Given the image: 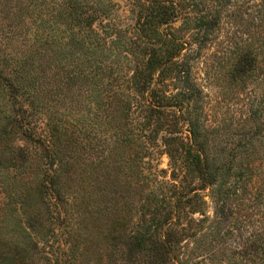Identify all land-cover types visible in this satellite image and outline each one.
<instances>
[{"label":"trees","instance_id":"trees-1","mask_svg":"<svg viewBox=\"0 0 264 264\" xmlns=\"http://www.w3.org/2000/svg\"><path fill=\"white\" fill-rule=\"evenodd\" d=\"M195 1L0 0V192L38 183L50 221L33 194L15 226L47 260L46 228L57 264L100 242L106 264H264V0ZM223 25L218 75L254 86L238 135L193 73Z\"/></svg>","mask_w":264,"mask_h":264},{"label":"rangeland","instance_id":"rangeland-1","mask_svg":"<svg viewBox=\"0 0 264 264\" xmlns=\"http://www.w3.org/2000/svg\"><path fill=\"white\" fill-rule=\"evenodd\" d=\"M118 3V13L121 17L125 19H129L130 13H128L129 0H116ZM186 2H191L195 4V0H186ZM190 3V4H191ZM187 9L191 8V5H186ZM4 22H0V53L4 49L5 36L8 35L9 32L2 31L1 27L4 26ZM232 33L231 27L229 25H223L219 30L217 40H215L214 44H212L208 49H205L201 57L198 58L197 62L194 64V79L196 83L202 89L203 96V111L206 114L207 123L211 125L220 124L222 133H236V135L240 134L241 131V123L248 113V105L250 100L252 99V88L254 86H250L249 91L245 90V92L240 91L239 87L232 85L231 83L226 82L225 77L223 75H218L219 69L216 67V62L218 59L222 58L224 53L223 45H225V41L227 40V35ZM220 62V60H219ZM255 93H261L258 89H256ZM43 127V126H41ZM250 127L253 129V124L250 122ZM228 130V131H226ZM184 132V131H183ZM0 133V155L2 152L8 153L11 151L10 147L16 143V139L14 136H10L7 138H3ZM231 147V146H227ZM7 160L2 161L1 163H5ZM155 165L158 166L159 169H168V159L166 156H162L155 161ZM32 180L19 179L15 178L12 180L11 188L13 191L9 194L12 195V199H8L0 192V222L3 219V205L5 203L7 207L10 205H15L16 213L12 217L10 214H5L4 223H0V264H57L54 261V257L59 253L58 247L63 243L62 238L52 234L51 230L48 231L45 229L46 239L49 243H52L51 250L46 248L44 251L49 252L48 256H51L47 260L43 257L45 254H41L37 248H34L31 243L25 244L23 240L22 229H18L15 226V221H20L22 224V218L20 219V215L24 214L23 211H27L28 198L33 196V194L43 196V199H36V205L42 207V212L46 210L47 220L50 221L51 214L47 210V197L44 194H41L38 183H36L35 187L32 183ZM35 182V181H34ZM38 186V187H37ZM38 190V192H37ZM26 201V202H25ZM25 202V203H24ZM19 208V209H18ZM26 209V210H25ZM44 210V211H43ZM210 209H208V212ZM53 222L54 223V218ZM60 221V219H58ZM58 223V221H57ZM47 227V224L45 225ZM57 229H59L57 227ZM56 229V230H57ZM19 244L20 248L29 249L34 251L35 255L32 258L22 259L17 262V254H16V245ZM95 245H91L90 243L86 245L85 252H83L78 259V264H106L103 256H104V248L103 244L100 242V245L95 243ZM65 250L67 248L65 247ZM33 253V254H34ZM45 253V252H44ZM32 254V255H33ZM70 255H67L65 261L64 258L61 261V264H71ZM73 260V259H72Z\"/></svg>","mask_w":264,"mask_h":264}]
</instances>
